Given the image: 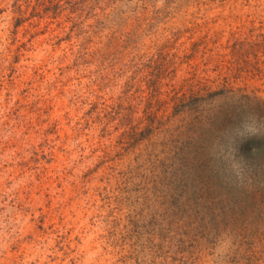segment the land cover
I'll list each match as a JSON object with an SVG mask.
<instances>
[{
  "label": "rangeland",
  "instance_id": "1",
  "mask_svg": "<svg viewBox=\"0 0 264 264\" xmlns=\"http://www.w3.org/2000/svg\"><path fill=\"white\" fill-rule=\"evenodd\" d=\"M0 264H264V0H0Z\"/></svg>",
  "mask_w": 264,
  "mask_h": 264
}]
</instances>
